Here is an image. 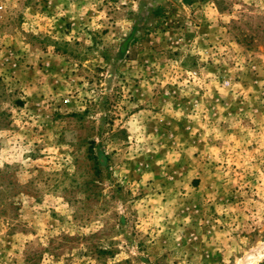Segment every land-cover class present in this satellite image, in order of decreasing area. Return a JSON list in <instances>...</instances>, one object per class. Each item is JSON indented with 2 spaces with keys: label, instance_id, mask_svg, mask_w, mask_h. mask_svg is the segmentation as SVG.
Segmentation results:
<instances>
[{
  "label": "rangeland",
  "instance_id": "1",
  "mask_svg": "<svg viewBox=\"0 0 264 264\" xmlns=\"http://www.w3.org/2000/svg\"><path fill=\"white\" fill-rule=\"evenodd\" d=\"M0 264H264V0H0Z\"/></svg>",
  "mask_w": 264,
  "mask_h": 264
}]
</instances>
